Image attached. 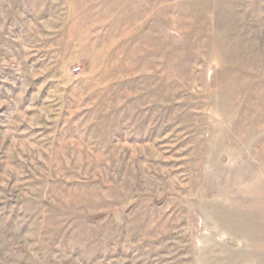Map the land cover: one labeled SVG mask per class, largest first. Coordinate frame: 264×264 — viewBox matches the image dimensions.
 <instances>
[{"label": "rangeland", "instance_id": "1", "mask_svg": "<svg viewBox=\"0 0 264 264\" xmlns=\"http://www.w3.org/2000/svg\"><path fill=\"white\" fill-rule=\"evenodd\" d=\"M0 264H264V0H0Z\"/></svg>", "mask_w": 264, "mask_h": 264}]
</instances>
